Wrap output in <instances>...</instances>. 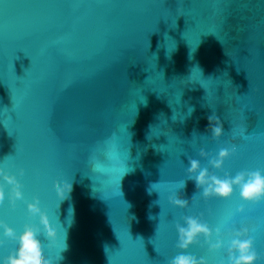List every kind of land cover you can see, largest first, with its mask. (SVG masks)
<instances>
[{
    "label": "water",
    "instance_id": "obj_1",
    "mask_svg": "<svg viewBox=\"0 0 264 264\" xmlns=\"http://www.w3.org/2000/svg\"><path fill=\"white\" fill-rule=\"evenodd\" d=\"M227 141L238 154L210 171L264 168V0H0V167L25 197L14 211L6 199L0 220L21 231L38 195L57 230L41 235L45 251L67 244L59 264H168L181 217L214 228L242 203L238 190L204 201L186 175L188 157L207 166L199 149ZM61 174L72 189L59 204ZM183 180L187 209L168 202ZM241 224L264 256V204L246 205Z\"/></svg>",
    "mask_w": 264,
    "mask_h": 264
},
{
    "label": "clouds",
    "instance_id": "obj_2",
    "mask_svg": "<svg viewBox=\"0 0 264 264\" xmlns=\"http://www.w3.org/2000/svg\"><path fill=\"white\" fill-rule=\"evenodd\" d=\"M194 111L188 109V115ZM208 129L211 139L219 141L224 135V127L220 118L215 112L207 117ZM207 139L208 136H201ZM235 139V137L233 138ZM228 146L219 148L217 153L206 151L200 148L199 157L207 160V166H202L201 161L188 157L189 166L186 168L187 179L193 180L197 188V193L208 201L212 198L223 200L231 199L234 193H239L242 201L234 210H229L218 221L216 227H211L204 219L203 213L198 216L185 215L181 217L183 223L177 221L175 228L177 232L176 248L180 251L168 260V264H209L206 257H197L188 252L193 245L201 247L207 246L208 252L216 253L225 250L226 255L221 257L219 264H264L262 256L256 248V237L253 231L241 224L237 227L236 216L246 211V205L264 204V168L242 169L233 175L229 171H224L223 176L216 172L224 170L225 161L238 154V145L233 141L226 142ZM19 176H23L24 169H18ZM0 177L3 184H0V206L5 204L7 199L8 207L15 210L17 201H24L22 191L23 184L5 167H0ZM9 186L6 193L4 185ZM54 190L59 197V204L65 200L72 189L69 178L63 174L55 180ZM186 188V181H180L179 187L168 196V202L175 208L187 209L190 201L179 194V190ZM196 193V194H197ZM196 194L191 198V202H196ZM26 203L27 221L23 224L22 230L17 232L6 221L0 220V247H8L6 255L0 257V264H59L63 259L62 252L67 249V244L56 254L45 251L44 244L40 237L43 234L50 243L57 238L56 226L49 218L48 213L40 206V198L34 195L30 202ZM38 218V220H37ZM154 217H150L152 219ZM225 229H227V241L225 240Z\"/></svg>",
    "mask_w": 264,
    "mask_h": 264
}]
</instances>
